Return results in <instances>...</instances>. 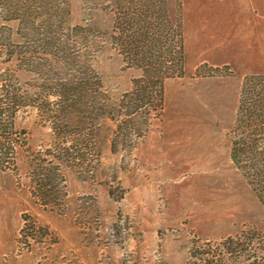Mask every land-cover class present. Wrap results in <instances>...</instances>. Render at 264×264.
<instances>
[{
  "label": "rangeland",
  "instance_id": "obj_1",
  "mask_svg": "<svg viewBox=\"0 0 264 264\" xmlns=\"http://www.w3.org/2000/svg\"><path fill=\"white\" fill-rule=\"evenodd\" d=\"M66 1L63 24L93 26L81 61L91 83L72 121L60 122L61 140L34 104L16 109L19 145L0 166V264H256L257 243L237 244L264 230V208L230 146L244 133L234 120L241 81L264 73V0ZM148 4L179 59L160 99L136 109L133 50L141 13L153 20ZM0 25L15 21L0 16ZM8 67L0 53V73ZM76 75L16 70L33 95ZM21 230L29 242H19Z\"/></svg>",
  "mask_w": 264,
  "mask_h": 264
},
{
  "label": "trees",
  "instance_id": "obj_2",
  "mask_svg": "<svg viewBox=\"0 0 264 264\" xmlns=\"http://www.w3.org/2000/svg\"><path fill=\"white\" fill-rule=\"evenodd\" d=\"M124 7L127 8L126 5ZM147 7L142 9L143 12H149L150 19L157 18L156 8L153 9L150 4ZM68 12L66 0H0L1 18L15 21L14 28L0 25V53L4 54V61L12 65L0 73V166H4L19 145L13 136L15 131L12 125L16 109L34 104L51 121L57 139L61 140L66 137L59 130L61 121H72L70 109L81 101L84 86L91 83L89 67L81 61L86 58L88 48L92 46V42L85 38L84 30L92 31L93 26L63 24ZM144 16L141 13L142 19H138L136 32L141 36L135 41L133 50L134 59L138 61L136 64L142 67L133 96L138 102L136 109L141 107L145 97L160 99L162 78L173 71L179 59L172 39L161 37L157 32V21L146 20ZM79 34L85 38L83 43L72 38ZM13 35L21 40L13 39ZM66 66L69 70H76L74 79H60L56 83V90L41 87L40 92L34 95L30 89L31 84L23 85L16 76V70H22L29 75L35 73L45 78L43 75L49 71L58 72ZM234 120L235 125L240 126L244 133L231 140L230 156L244 172L248 184L264 208V136H260L264 135V73L244 75L239 87ZM242 157L247 160L241 161ZM39 179L37 186L45 192L48 181L45 177ZM258 232L259 236L244 235L245 238L237 246L245 248L251 242H256L259 251H264V230L259 229ZM253 238L259 241H252ZM234 244L228 238L226 250L232 252ZM257 257L255 255L254 258ZM259 259L255 263L264 264V258L260 256Z\"/></svg>",
  "mask_w": 264,
  "mask_h": 264
},
{
  "label": "built area",
  "instance_id": "obj_3",
  "mask_svg": "<svg viewBox=\"0 0 264 264\" xmlns=\"http://www.w3.org/2000/svg\"><path fill=\"white\" fill-rule=\"evenodd\" d=\"M19 236H21V240L19 242H21L23 244L25 242L30 241L32 234L26 232L25 230H21V232L19 233Z\"/></svg>",
  "mask_w": 264,
  "mask_h": 264
},
{
  "label": "crops",
  "instance_id": "obj_4",
  "mask_svg": "<svg viewBox=\"0 0 264 264\" xmlns=\"http://www.w3.org/2000/svg\"><path fill=\"white\" fill-rule=\"evenodd\" d=\"M63 242H65V244H66V247L65 248H67V250L69 249V248H73L74 249V243L72 242V241H69V240H67V239H61ZM56 258V259H55ZM54 258V260H53V262L55 263L56 261H57V259H58V256H56Z\"/></svg>",
  "mask_w": 264,
  "mask_h": 264
}]
</instances>
